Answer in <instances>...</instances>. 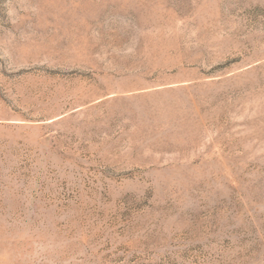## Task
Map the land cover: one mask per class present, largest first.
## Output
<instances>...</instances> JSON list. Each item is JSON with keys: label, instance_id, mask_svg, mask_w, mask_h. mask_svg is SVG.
I'll return each instance as SVG.
<instances>
[{"label": "rangeland", "instance_id": "1", "mask_svg": "<svg viewBox=\"0 0 264 264\" xmlns=\"http://www.w3.org/2000/svg\"><path fill=\"white\" fill-rule=\"evenodd\" d=\"M0 264H264V0H0Z\"/></svg>", "mask_w": 264, "mask_h": 264}]
</instances>
